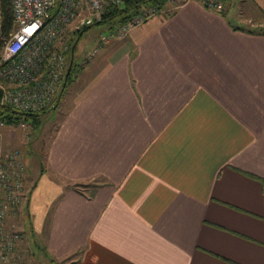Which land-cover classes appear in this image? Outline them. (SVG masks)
Listing matches in <instances>:
<instances>
[{"label": "crops", "instance_id": "obj_1", "mask_svg": "<svg viewBox=\"0 0 264 264\" xmlns=\"http://www.w3.org/2000/svg\"><path fill=\"white\" fill-rule=\"evenodd\" d=\"M224 7L168 2L67 89L27 203L51 262L264 264V21Z\"/></svg>", "mask_w": 264, "mask_h": 264}, {"label": "built area", "instance_id": "obj_2", "mask_svg": "<svg viewBox=\"0 0 264 264\" xmlns=\"http://www.w3.org/2000/svg\"><path fill=\"white\" fill-rule=\"evenodd\" d=\"M125 1L11 0L14 29L0 53L2 103L24 113H40L54 107L71 51L66 34H77L93 26L109 7ZM168 1L177 6L198 1L209 10H225L217 0ZM158 13L155 9L145 11L109 37H102V45L126 37ZM4 127L0 121V130ZM18 156L12 153L0 158V264L12 263L22 240L21 234L6 225L9 214L23 205L25 164Z\"/></svg>", "mask_w": 264, "mask_h": 264}, {"label": "rangeland", "instance_id": "obj_3", "mask_svg": "<svg viewBox=\"0 0 264 264\" xmlns=\"http://www.w3.org/2000/svg\"><path fill=\"white\" fill-rule=\"evenodd\" d=\"M230 1L231 4L229 5L228 18L235 26L241 25L245 28H252L248 23V20L250 19L249 17H252L254 25L264 21V18L258 13V9L251 0ZM119 28L120 27L115 30H118ZM255 28L257 31H264V27ZM113 31L109 25H97L91 27L82 35L66 34L65 40L69 41L71 49H75V61L78 64V74L84 70V66L91 64L93 57L96 58L102 54L104 45H102L101 38L109 37ZM116 40L117 39H112L110 42ZM70 62L71 59L68 60V64H70ZM77 77L78 76L75 77V80ZM69 89L70 85L68 90ZM60 105L61 102L57 106V109ZM65 112L64 106H62L61 110H47V112L41 117L40 126L36 129L30 124H23L24 126L20 125L16 127L5 125V127L0 130V158L3 156L5 158L6 155L12 153H18V157H21V160L25 164L23 205L17 211L9 214L6 219L7 228L11 231L18 232L22 237L16 256L12 259L11 264H64L51 262L45 251L39 250L41 247L35 246L34 243H32V246L29 243L31 239L32 241H37L39 245H43L44 242L42 235H44L45 231L40 236L39 241L36 232L41 229V223L37 222L35 219H31V217L27 218L29 211L27 203L29 195L36 184L37 178L43 171L45 156L50 140L62 121ZM26 238L28 239V242Z\"/></svg>", "mask_w": 264, "mask_h": 264}, {"label": "trees", "instance_id": "obj_4", "mask_svg": "<svg viewBox=\"0 0 264 264\" xmlns=\"http://www.w3.org/2000/svg\"><path fill=\"white\" fill-rule=\"evenodd\" d=\"M222 2L224 5L231 4L230 0H217ZM168 0H126L120 6L109 7L102 17L93 25H109L110 28L115 30L118 27L124 26L131 22L137 16L143 14L148 9H155L158 12L163 11ZM225 12H221L222 14ZM91 26V27H93ZM91 27L85 28L84 30L78 32V35H82L85 31ZM14 29V15L11 0H0V53L4 44V40L8 38L9 34ZM264 35V31H259ZM69 59H71L70 64H68L67 73L65 76L64 84L61 88L59 96L56 99L54 107L50 110L57 108L65 93L75 80L78 75V64L75 61V49H71L69 54ZM3 91L0 90V121L6 126H20L23 124H30L34 129L38 128L41 124V117L44 113H24L16 110L15 108L4 105L2 103Z\"/></svg>", "mask_w": 264, "mask_h": 264}]
</instances>
